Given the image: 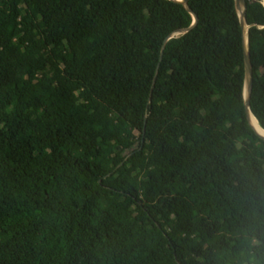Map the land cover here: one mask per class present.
<instances>
[{"label": "trees", "instance_id": "obj_1", "mask_svg": "<svg viewBox=\"0 0 264 264\" xmlns=\"http://www.w3.org/2000/svg\"><path fill=\"white\" fill-rule=\"evenodd\" d=\"M189 8L175 35L173 0H0V264H264L236 0ZM246 11L264 130V0Z\"/></svg>", "mask_w": 264, "mask_h": 264}, {"label": "water", "instance_id": "obj_2", "mask_svg": "<svg viewBox=\"0 0 264 264\" xmlns=\"http://www.w3.org/2000/svg\"><path fill=\"white\" fill-rule=\"evenodd\" d=\"M179 3H182L183 6L193 15L194 17V24L192 26V28H190L189 30L186 31H178L175 35H185L187 34L190 30H192L196 24L198 23V17L197 15L189 8V2L190 0H173ZM236 6L237 9L239 11L240 14V21H241V25L244 31V43H245V51H244V62H245V70H246V84H245V93L247 94L245 97V102H246V107H247V113H248V121L250 123V125L253 127V125L251 124V116L252 113L250 111V101H251V95H252V87L254 84V73H253V67H252V63H251V55H250V45H249V33H248V29L249 26L246 25L245 22V17L247 16V11H246V0H236ZM175 35H173L175 37ZM170 37L164 44V48L166 47V44L168 43V41L173 38ZM162 56H163V52L161 53V57H160V61L162 60ZM157 77L155 78V82H156ZM154 82V83H155ZM254 128V127H253ZM255 130V128H254ZM256 131V130H255ZM256 133L264 139V136L260 135L257 131Z\"/></svg>", "mask_w": 264, "mask_h": 264}, {"label": "bare ground", "instance_id": "obj_3", "mask_svg": "<svg viewBox=\"0 0 264 264\" xmlns=\"http://www.w3.org/2000/svg\"><path fill=\"white\" fill-rule=\"evenodd\" d=\"M179 1H181V0H179ZM246 95H247V94L245 93V96H246ZM250 120H251V124L253 125V127L255 128V130H256L260 135L264 136V130L260 127V125H259L258 121L255 119V117H254V116H251Z\"/></svg>", "mask_w": 264, "mask_h": 264}]
</instances>
